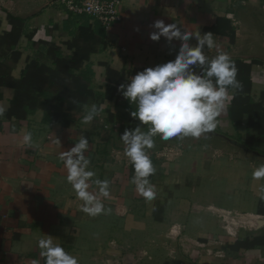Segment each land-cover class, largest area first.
<instances>
[{"label":"crops","instance_id":"obj_1","mask_svg":"<svg viewBox=\"0 0 264 264\" xmlns=\"http://www.w3.org/2000/svg\"><path fill=\"white\" fill-rule=\"evenodd\" d=\"M118 12L122 18L105 30L104 44L75 70L88 77L96 93L85 104H96L100 109L91 123H83L85 105L68 126L45 122L44 109L49 103L45 94L25 119L1 118L0 264H32L33 260L44 264L37 242L47 235L75 256L78 264H147L150 261L138 256L140 248L129 237L142 234V242L148 240L149 253L148 235L157 225L161 230L159 245L166 249L163 242H167L171 223L177 225L179 234L172 249L175 253L177 249L180 258H169L165 252L160 258L162 264H201L199 260H205L203 264H248L249 253L253 254L250 264H264V244L227 248L237 239L256 232L264 234V178L256 180L252 175L264 164V142L247 146L246 118L240 125L228 118L227 108L235 90L229 91L217 127L208 133L220 138L223 146L181 136L173 142H183L184 148L178 147L175 156L168 158L162 150L163 141L168 140L154 137L155 146L147 150L155 168L149 179L157 190L151 201L140 196L131 183L134 170L120 139V125L136 121L129 115L136 106L123 97L103 100V64L131 73L174 58L179 41L170 45L164 37L159 41L149 38L157 31L153 22L160 19L193 35L212 33L216 46L205 48V54L212 58L218 50L226 52L239 71L254 60L260 61L259 68L251 66L249 96L264 104V0H120ZM8 13L24 19L22 35L31 36L14 47L20 52L11 71L14 78H20L31 60L53 67L50 47L69 58L72 50L66 43L87 19L72 16L55 0H0L2 30H8ZM216 26L218 31L210 30ZM190 43L196 41L191 39ZM13 97L12 88L0 86V108L6 109ZM141 127L147 131V125ZM25 131L32 133L31 146L21 143ZM81 135L89 141L88 168L96 174L92 181L110 182V196L102 198L104 211L95 216L81 211L83 201L67 182L60 159ZM92 181L89 191L95 192L98 187ZM155 202L162 208L160 221L152 217ZM222 211L237 221L227 229ZM221 244L225 246L221 248ZM199 246L206 249L199 250Z\"/></svg>","mask_w":264,"mask_h":264},{"label":"clouds","instance_id":"obj_2","mask_svg":"<svg viewBox=\"0 0 264 264\" xmlns=\"http://www.w3.org/2000/svg\"><path fill=\"white\" fill-rule=\"evenodd\" d=\"M152 27L157 30L149 34L152 41H159L161 37L170 45L179 41L174 58L145 67L117 86V92L130 105L136 106L129 115L139 124L126 128L120 139L125 146L124 155L134 170L131 183L135 185L136 192L148 201L156 197L155 185L149 179L155 168L147 151L155 146L154 137L159 135L162 140L181 136L198 138L211 133L225 109L229 91L242 87L237 79V66L226 52L218 50L212 58L205 54V48L216 46L212 33L201 35L197 32L193 35L160 19L154 21ZM191 39L196 41L194 45L190 43ZM84 107L82 120L89 124L99 115L100 109L96 104ZM4 111L0 108V116ZM141 125H147V131L142 130ZM21 143L31 146L32 133L25 131ZM88 149V138L81 135L74 146L60 154V159L67 171V182L72 185L76 197L83 201L81 211L95 216L104 211L102 198L110 196V182L107 179L92 181L96 174L88 168ZM252 175L256 180L264 178V164ZM90 181L98 187L97 191H89ZM261 190L264 191V187ZM37 247L44 264H78L77 258L54 243L51 235L39 239ZM32 264H40V261L33 260Z\"/></svg>","mask_w":264,"mask_h":264},{"label":"trees","instance_id":"obj_3","mask_svg":"<svg viewBox=\"0 0 264 264\" xmlns=\"http://www.w3.org/2000/svg\"><path fill=\"white\" fill-rule=\"evenodd\" d=\"M7 18L8 30H2L0 27V86L12 88L14 97L0 116V127L1 118L25 119L28 113L36 108L38 98L44 94L49 98V103L45 106L43 120L68 126L80 113L82 107L96 97L88 77L84 73H75V70L82 66L90 53L97 51L104 44L105 29L99 22H89L87 17L78 26L72 40L66 43V46L72 50L69 58L62 57L56 48L50 47L48 54L52 59L53 67L31 60L20 78H14L11 76V71L20 57V52L14 50V47L18 43L27 42L31 36L22 35L24 19L11 13L7 14ZM210 30L218 31V28L216 26ZM103 65L105 66L103 82L106 85L103 100L106 102L113 98L116 100L122 98L117 92V86L128 81L140 70L129 73L125 69L117 71L107 64ZM253 65L259 68L261 62L254 60L244 65V69L238 70L237 79L242 87L235 90L227 108V116L235 125L242 124L244 117L246 118L245 144L247 146L255 142H264V104L262 100L253 101L249 96V76ZM242 76H245V79L242 80ZM108 117H111L110 113ZM137 124H139L138 121H130L128 124L120 125L119 130L123 133L126 128H134ZM154 218L161 220V217L157 215H154ZM263 244L264 234L256 232L246 238L235 240L227 248L238 250Z\"/></svg>","mask_w":264,"mask_h":264},{"label":"rangeland","instance_id":"obj_4","mask_svg":"<svg viewBox=\"0 0 264 264\" xmlns=\"http://www.w3.org/2000/svg\"><path fill=\"white\" fill-rule=\"evenodd\" d=\"M175 138H177V137H175ZM175 138L171 139L172 142H168L169 140L168 141H163V142L166 143L162 147V150L165 153V157H168V158L169 157L171 158L172 156L174 157L175 156L174 155V151H176L178 149V147L184 148L183 142L180 141L177 144H176V142L175 143L173 142V140L174 141L177 140ZM197 140L210 141V142H212V143H214L216 145H222V146L224 144V142L220 138L213 137V136L211 137V135L210 134L208 135V133L202 134L200 136V139L197 138ZM156 196H157V194H156ZM151 208H152V214H153L152 217L153 218H154V215L159 216L161 214V212H162V208L159 206V204L157 202L152 204ZM151 225H155V224L152 222ZM176 228H177V225H175L173 223H171V225H169L168 234L166 236L167 242L166 243L163 242L164 244H166V249H164L165 246L164 247H160L161 244L159 242V235H160V231L161 230L158 228L157 225L156 226H152L151 227V233L148 235L150 237V239H149L150 247L149 248L151 249V252H149V253H148L147 247H146V246H148V243H147L148 240H145L144 242H142V236H143L142 234L134 235L133 238H131V237H129V238L131 239L130 241H133L135 247H139L140 248V251L138 252V256L143 258L145 261H150V262H147V264H162V261H160V258L164 256L165 252L167 253L166 256L169 257V258L176 259V257H178V255L176 254V253H178L177 249H175L176 253L173 250L174 247H175V243H176L173 239L176 238L177 235H179V234H177ZM145 236H147V235H145ZM199 242L201 243L203 241H199ZM223 243L225 245H227V242H223ZM224 244H221L220 247L223 248ZM204 248L206 249V247H204ZM204 248L202 246H199V250L204 249ZM204 254L206 255V251H204ZM178 258H180V257H178ZM204 261L203 260H199V262L201 264H203ZM163 264H164V262H163Z\"/></svg>","mask_w":264,"mask_h":264},{"label":"built area","instance_id":"obj_5","mask_svg":"<svg viewBox=\"0 0 264 264\" xmlns=\"http://www.w3.org/2000/svg\"><path fill=\"white\" fill-rule=\"evenodd\" d=\"M72 16H87L91 21L99 22L105 30L121 20L118 12L120 0H55ZM221 218L225 229L237 221L229 212L222 211ZM228 232V230H227Z\"/></svg>","mask_w":264,"mask_h":264},{"label":"snow or ice","instance_id":"obj_6","mask_svg":"<svg viewBox=\"0 0 264 264\" xmlns=\"http://www.w3.org/2000/svg\"><path fill=\"white\" fill-rule=\"evenodd\" d=\"M257 255H259V254H257ZM247 256H248V264H250V261H251L253 254L249 253V254H247ZM261 260L264 261V255H261Z\"/></svg>","mask_w":264,"mask_h":264}]
</instances>
